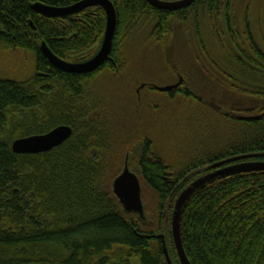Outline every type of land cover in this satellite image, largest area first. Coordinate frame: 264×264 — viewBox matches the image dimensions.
Returning <instances> with one entry per match:
<instances>
[{"label": "trees", "instance_id": "16d2710c", "mask_svg": "<svg viewBox=\"0 0 264 264\" xmlns=\"http://www.w3.org/2000/svg\"><path fill=\"white\" fill-rule=\"evenodd\" d=\"M35 1L0 0V47L35 53L31 76L22 80L0 76V264H168L157 235L171 192L196 168L264 152V115L239 119L240 113L229 111L224 117L225 140L206 144L211 148L198 149L199 156L175 168L145 138L137 173L145 206L142 218L126 211L113 192V179L120 173L113 168L121 164L122 151L110 153L112 121L98 95L86 93V82L105 68L122 70L121 46L132 30L151 23V37L164 41L172 34V20H192L204 55L224 82L237 91L264 97L262 44L247 24L245 44L239 43L234 0H197L175 11L155 8L146 0H111L118 17L113 61L92 73H69L49 62L40 43L45 41L56 55L69 60L102 37L106 13L100 6H91L70 17L50 18L33 10ZM40 1L67 6L78 0ZM206 18L219 32L226 28L225 34H218L226 36L224 65L213 63L215 58L205 45L201 28ZM182 91L187 98L193 96L188 89ZM60 124L73 128L60 145L39 153L13 151L14 139L45 133ZM179 192L170 201L166 223L173 264H180L170 230ZM180 224L191 264H264V171L218 176L207 182L186 202Z\"/></svg>", "mask_w": 264, "mask_h": 264}, {"label": "rangeland", "instance_id": "374dc122", "mask_svg": "<svg viewBox=\"0 0 264 264\" xmlns=\"http://www.w3.org/2000/svg\"><path fill=\"white\" fill-rule=\"evenodd\" d=\"M233 13L234 29L242 41L238 39L239 43L245 44L247 24L264 48V0H234ZM171 23L172 34L164 41L151 37V23L132 30L121 46L125 60L122 70L105 68L86 82V93L98 95L112 121L115 132L110 153L122 151L121 164L113 168L115 173L122 171L127 156L130 169L138 173L142 144L147 137L152 140L153 151L172 168L185 165L200 155L198 149L225 140L228 132L224 117L229 111L255 114L264 108L263 96L237 91L224 82L204 55L192 20L184 23L174 19ZM201 30L207 50L215 58L213 63L224 65L226 36L218 34H225L226 28L221 27L219 32L206 18ZM101 40L102 37L92 48L71 54L69 61L90 58L99 50ZM34 71L33 51L0 47L1 77L22 80ZM180 77L184 80L173 96L155 88L173 84ZM185 89L193 95L191 98L185 97ZM171 218L172 215L170 223Z\"/></svg>", "mask_w": 264, "mask_h": 264}, {"label": "water", "instance_id": "95a60500", "mask_svg": "<svg viewBox=\"0 0 264 264\" xmlns=\"http://www.w3.org/2000/svg\"><path fill=\"white\" fill-rule=\"evenodd\" d=\"M150 5L158 9L175 11L190 6L197 0H146ZM33 10L45 17L66 18L81 12L87 7L100 6L106 13V24L99 50L90 58L74 62L68 61L56 55L46 44L40 43L39 49L49 62L56 68L76 74L92 73L108 61H113L111 56L114 38L117 30V12L111 0H78L67 6H55L37 0L32 3ZM183 82L180 77L176 83L156 87L160 91H170L177 88ZM264 111L253 115H238L239 119H260ZM73 132V128L66 124H60L45 133L31 134L18 137L12 142V149L16 153H39L48 151L68 139ZM264 157V152H252L241 154L222 160L215 161L207 166L196 168L189 172L173 189L163 212L162 230L158 236L162 240L165 258L168 264H173L169 254L166 236L167 212L170 201L177 192L174 209L171 218V235L175 244L176 252L181 264H191L185 252L181 238V215L186 202L194 192L204 184L212 181L218 176H227L239 172L264 171V160H248L250 158ZM128 156L122 171L116 175L112 182L113 192L118 197L123 208L128 212L138 213L144 218V204L142 201V187L138 174L131 170L128 165ZM201 174L191 181L186 187L184 184L197 174Z\"/></svg>", "mask_w": 264, "mask_h": 264}]
</instances>
